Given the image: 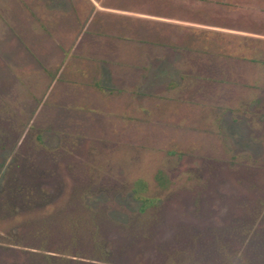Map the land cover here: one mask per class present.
Wrapping results in <instances>:
<instances>
[{
	"label": "rangeland",
	"instance_id": "1",
	"mask_svg": "<svg viewBox=\"0 0 264 264\" xmlns=\"http://www.w3.org/2000/svg\"><path fill=\"white\" fill-rule=\"evenodd\" d=\"M93 7L0 0V264H264V135L217 118V62L81 115L69 64L121 79L78 43Z\"/></svg>",
	"mask_w": 264,
	"mask_h": 264
},
{
	"label": "crops",
	"instance_id": "2",
	"mask_svg": "<svg viewBox=\"0 0 264 264\" xmlns=\"http://www.w3.org/2000/svg\"><path fill=\"white\" fill-rule=\"evenodd\" d=\"M91 1L92 16L78 43L81 47L86 41L101 43L103 48L84 45L88 54L85 58L102 59L103 70L108 68L112 76L110 80L114 82L113 75L121 79L109 87L103 71L98 77L89 67L74 69L69 64V70L73 74L76 71L80 79L65 78L63 82L87 87L79 101L91 107L81 115L95 114L98 101H119L118 109L127 102L140 107L144 97L155 104V96L143 94V75L176 74L183 81L187 75L204 73L200 60H214L217 110L221 111L217 118L230 120L247 138H256L253 133L264 135V0ZM112 66H118L120 73ZM90 89L104 98L94 99L96 93Z\"/></svg>",
	"mask_w": 264,
	"mask_h": 264
}]
</instances>
